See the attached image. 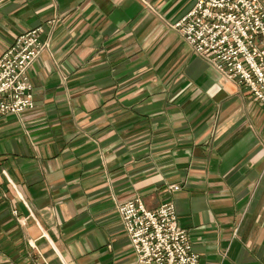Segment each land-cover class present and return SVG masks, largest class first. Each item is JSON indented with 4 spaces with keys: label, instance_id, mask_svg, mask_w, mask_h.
Masks as SVG:
<instances>
[{
    "label": "crops",
    "instance_id": "0c3cea01",
    "mask_svg": "<svg viewBox=\"0 0 264 264\" xmlns=\"http://www.w3.org/2000/svg\"><path fill=\"white\" fill-rule=\"evenodd\" d=\"M192 2L0 0V52L46 41L0 118V264H132L131 194L172 201L197 264H264V108L169 26Z\"/></svg>",
    "mask_w": 264,
    "mask_h": 264
},
{
    "label": "built area",
    "instance_id": "2783aa9c",
    "mask_svg": "<svg viewBox=\"0 0 264 264\" xmlns=\"http://www.w3.org/2000/svg\"><path fill=\"white\" fill-rule=\"evenodd\" d=\"M172 26L194 52L227 78L245 84L264 106V49L252 42L254 33L264 34V9L258 0H193ZM39 30V25L22 30L0 53V115L31 107L26 69L46 46V41L38 40ZM114 208L135 253V264H196L188 232L178 225L173 203L148 209L133 196L116 200Z\"/></svg>",
    "mask_w": 264,
    "mask_h": 264
},
{
    "label": "rangeland",
    "instance_id": "374dc122",
    "mask_svg": "<svg viewBox=\"0 0 264 264\" xmlns=\"http://www.w3.org/2000/svg\"><path fill=\"white\" fill-rule=\"evenodd\" d=\"M259 1V3L261 4V6L263 7V9H264V5H263V3H262V1L261 0H258ZM189 9V8H188ZM187 9V10H188ZM180 18V17H179ZM178 18V19H179ZM177 19V20H178ZM176 20V21H177ZM176 21H174L173 23H171V24H169V26L170 27H172L173 28V24L176 22ZM35 26H37V25H35ZM40 26V30H41V28H42V26L41 25H39ZM33 27V26H32ZM30 28V27H29ZM175 31H177L175 28H173ZM39 30V31H40ZM21 32V31H20ZM39 33V32H38ZM177 33H178V31H177ZM18 34V33H17ZM17 34H15V35H17ZM179 34V33H178ZM14 35V36H15ZM180 35V34H179ZM13 36V37H14ZM181 36V35H180ZM182 37V36H181ZM183 38V37H182ZM184 39V38H183ZM39 40V39H38ZM185 40V39H184ZM11 41V40H10ZM39 41H41V40H39ZM252 42L255 44V46H256V48L257 49H264V34H261V33H258V34H253L252 35ZM188 44V43H187ZM189 45V44H188ZM189 47H190V49L192 50V48H191V46L189 45ZM4 49V48H3ZM3 49H2V51H3ZM41 50H42V48H41ZM40 50V51H41ZM1 51V52H2ZM40 51H39V53H40ZM0 52V53H1ZM192 52L194 53V54H196V55H198V56H200L210 67H212L217 73H219L220 75H222L223 77H225L226 79H228V80H230V81H232V82H234V83H236V84H239L240 86H244V88H246V90L249 92V89H247V87H246V85L245 84H242V83H237V82H235V79L234 80H232V79H229V78H227L226 76H224L222 73H220V71H218L209 61H207L203 56H201V55H199V54H197L196 52H194L193 50H192ZM38 53V54H39ZM38 54L35 56V58L38 56ZM34 58V59H35ZM33 59V60H34ZM32 60V61H33ZM31 61V62H32ZM30 62V63H31ZM30 65V64H29ZM28 65V66H29ZM28 66H27V68H28ZM26 74H27V69H26ZM27 77H28V74H27ZM232 78H234V77H232ZM28 80H29V77H28ZM251 80H253V74H252V77H251ZM237 81V80H236ZM29 83H30V85H31V89H30V95H31V107H29V108H25V109H23V110H21V111H11V110H8V111H6V112H4L2 115H0V118H2L4 115H6V114H8V113H13V114H15V115H19L20 113H22L23 111H25V110H28V109H31L33 106H34V101H33V94H32V90H33V86H32V83L30 82V80H29ZM251 95V94H250ZM251 97H252V99H254L255 100V98L251 95ZM256 101V103H258L259 105H261L263 108H264V106L262 105V104H260L259 103V101L258 100H255ZM0 173L7 179V181L10 183V185H13L12 183H11V181L9 180V178H8V176L6 175V172L3 170V169H0ZM173 186H176V187H173ZM178 187V184H176V183H171V184H168L167 185V188H170V189H175V188H177ZM133 196H137L141 201H142V199H141V197L139 196V195H137V194H131V195H128V196H125V197H120V198H118V199H127V198H131V197H133ZM118 199H114V201H113V206H114V203H115V201L116 200H118ZM164 202H171L172 203V201L170 200V199H165V200H163L162 202H160L159 204H161V203H164ZM142 203H143V201H142ZM158 204V205H159ZM143 205H144V203H143ZM157 205V206H158ZM145 206V205H144ZM156 206V207H157ZM174 206V205H173ZM146 207V206H145ZM156 207H154V208H156ZM146 208H148V207H146ZM154 208H148V209H154ZM115 209V208H114ZM116 211V210H115ZM117 213V212H116ZM174 215H175V217H176V221H177V216H176V212H175V209H174ZM118 218H119V215H118ZM119 220H120V218H119ZM120 223H121V221H120ZM177 223H178V221H177ZM179 225V224H178ZM121 226H122V224H121ZM180 226V225H179ZM180 227H182V226H180ZM183 229H185L187 232H188V230L186 229V228H184V227H182ZM122 229H123V226H122ZM123 231H124V229H123ZM124 233H125V231H124ZM126 234V233H125ZM127 236V235H126ZM188 240H189V246H190V250H191V252H193L195 255H196V259H198V255H197V253L195 252V251H193L192 249H191V240H190V236H189V233H188ZM128 243H129V241H128ZM130 249H131V247H130ZM132 250V249H131ZM132 252L134 253V251L132 250ZM135 261H136V257H135V253H134V260H133V262H132V264H135ZM196 264H197V262H196Z\"/></svg>",
    "mask_w": 264,
    "mask_h": 264
}]
</instances>
